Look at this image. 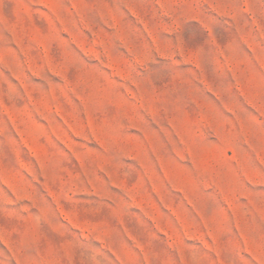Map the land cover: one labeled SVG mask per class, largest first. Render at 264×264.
<instances>
[{
	"label": "rangeland",
	"instance_id": "374dc122",
	"mask_svg": "<svg viewBox=\"0 0 264 264\" xmlns=\"http://www.w3.org/2000/svg\"><path fill=\"white\" fill-rule=\"evenodd\" d=\"M0 264H264V0H0Z\"/></svg>",
	"mask_w": 264,
	"mask_h": 264
}]
</instances>
